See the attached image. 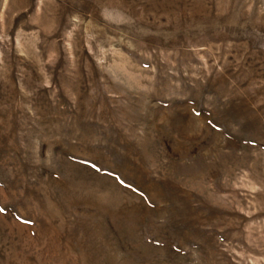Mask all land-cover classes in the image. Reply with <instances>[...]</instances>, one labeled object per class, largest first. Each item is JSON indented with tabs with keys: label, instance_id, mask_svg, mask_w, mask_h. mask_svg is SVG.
<instances>
[{
	"label": "rangeland",
	"instance_id": "rangeland-1",
	"mask_svg": "<svg viewBox=\"0 0 264 264\" xmlns=\"http://www.w3.org/2000/svg\"><path fill=\"white\" fill-rule=\"evenodd\" d=\"M0 264H264V0H0Z\"/></svg>",
	"mask_w": 264,
	"mask_h": 264
}]
</instances>
